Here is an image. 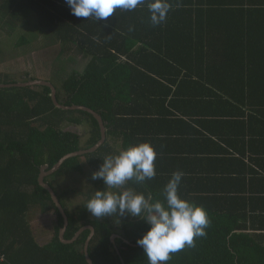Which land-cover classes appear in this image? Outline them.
<instances>
[{"label":"trees","instance_id":"16d2710c","mask_svg":"<svg viewBox=\"0 0 264 264\" xmlns=\"http://www.w3.org/2000/svg\"><path fill=\"white\" fill-rule=\"evenodd\" d=\"M169 2L166 21L152 26L146 7L116 9L96 21L73 15L65 0H0V20L11 30L26 29L15 48L31 49L43 36L87 60L83 73L60 86L47 83L59 104L88 107L106 126L98 149L65 159L45 177L50 185V176H82L91 186L87 193L75 187L61 195L50 186L68 218L64 239L92 226L93 264H148L136 243L148 224L127 214L91 218L85 204L105 189L90 174L106 155L149 142L157 153L155 177L126 187L163 199L171 174L182 171L180 197L203 207L210 219L206 235L171 254L167 264H264V0ZM37 89H0V260L88 264L91 231L72 244L60 241L63 218L39 177L42 167L50 171L64 155L94 146L100 124L88 112L56 108L52 91ZM73 124L88 126L85 142L64 128ZM65 195L85 202L72 211ZM31 212L56 217L48 244L36 241ZM117 225L122 233L112 243Z\"/></svg>","mask_w":264,"mask_h":264},{"label":"clouds","instance_id":"9594fccd","mask_svg":"<svg viewBox=\"0 0 264 264\" xmlns=\"http://www.w3.org/2000/svg\"><path fill=\"white\" fill-rule=\"evenodd\" d=\"M65 3L76 17H92L96 21L112 16L116 9L133 11L146 7L152 26L163 24L172 8L169 0H65ZM156 157L149 142L106 155L91 179L102 180L105 189L119 191L96 190L85 208L96 218L127 214L143 220L149 228L137 239V245L143 249L148 264H167L171 254L194 247L195 239L206 235L210 219L203 207L180 197L182 171L171 174L163 188V199L146 198L126 187L129 181L139 184L154 178Z\"/></svg>","mask_w":264,"mask_h":264},{"label":"rangeland","instance_id":"374dc122","mask_svg":"<svg viewBox=\"0 0 264 264\" xmlns=\"http://www.w3.org/2000/svg\"><path fill=\"white\" fill-rule=\"evenodd\" d=\"M29 24V23H28ZM27 24V25H28ZM25 25V26H27ZM9 29L6 21L0 20V30ZM15 31L16 37L14 39H8L10 35H7L0 40V50L2 48L3 52L0 53V69H6L4 72V77H8L9 80L15 81H26L27 78L33 76L41 82H50L55 84L54 86H60V82L65 80L66 77L71 76L72 73H83L87 60L83 57L77 56L72 53L64 51L60 44L53 42L52 40H44L45 37L40 38L39 43L31 47L15 48L14 45L16 40L21 34H25L26 29L19 26ZM7 34H10L9 32ZM45 36V35H44ZM49 37V36H48ZM11 46V49L8 47ZM19 52V54H17ZM6 71H8L6 73ZM28 71L30 73H28ZM49 80V81H48ZM31 83V82H30ZM29 84V83H28ZM39 91V89H35ZM67 130L75 131L80 134L82 141H86L89 138V128L87 125H64ZM85 159H83L82 165L87 168ZM91 170V168H89ZM88 170L86 169V172ZM89 175L90 173L87 172ZM91 176V174H90ZM52 180L50 176V186L54 191L61 195L64 190L71 191V188H78L84 193H87L91 186L88 184L87 179L84 177L71 178L68 176L57 175ZM73 197V196H72ZM69 195L61 198L65 201V205L72 202L71 210H75L80 204H83L85 199L81 196L73 198ZM71 198V202L67 203V199ZM70 201V200H69ZM91 218H94L90 214ZM133 218V216H131ZM28 221L33 229V234L39 245L43 246L48 244L54 235V227L56 222V217L53 214L41 215L36 212H31L28 215ZM121 230H119V225L116 226L115 234L121 236Z\"/></svg>","mask_w":264,"mask_h":264},{"label":"water","instance_id":"95a60500","mask_svg":"<svg viewBox=\"0 0 264 264\" xmlns=\"http://www.w3.org/2000/svg\"><path fill=\"white\" fill-rule=\"evenodd\" d=\"M31 87H47V88H49L52 91V95H51L52 102H53V104H54V106L56 108L62 109V110H82V111H85V112H88V113L94 115L99 121L102 137L94 146H92L90 148H86V149H81V150H78V151H75V152H71V153H68V154L64 155L62 158L59 159V161L57 163H55L54 167L50 171H48V169H49L48 166L42 167L41 168V174H40V177H39L40 185L42 187H44L46 190L49 191V194L51 196V199H52L54 205L56 206V208L58 209L59 213L61 214V216L63 218V227L59 230V239H60V241L62 243H64V244H72L73 242H76L85 231L90 230L91 234H90V236L87 239L86 244H85V257H86V261H87L88 264H93V262L91 261L90 256H89V247H90V243H91V241H92V239H93V237L95 235L94 227H92V226L82 227L77 232L75 237L71 238L70 240H65L64 239V234H65V231H66L67 226H68V218H67V215H66L64 209L62 208L60 202L58 201L57 196L55 195V193L51 189L50 185L45 182V177H47L48 175L56 172L59 169L61 163L65 159H67L69 157H72V156L83 155L85 153L92 152V151H95L96 149H98L104 143V141L106 139V126H105L104 120H103L102 116H100L98 113H96L95 111H93L92 109H90L88 107L77 106V105L63 106V105L59 104L57 99H56L55 88L53 87L52 84L47 83V82L34 81V82L29 83V84H23V85L0 86V89L31 88ZM117 237L118 236L115 235V234L112 235L111 238H110L111 242L114 243V240Z\"/></svg>","mask_w":264,"mask_h":264},{"label":"crops","instance_id":"0c3cea01","mask_svg":"<svg viewBox=\"0 0 264 264\" xmlns=\"http://www.w3.org/2000/svg\"><path fill=\"white\" fill-rule=\"evenodd\" d=\"M15 31H18V30H11V29H1L0 30V40L3 38V35H4V38L7 36V35H10L9 36V38L8 39H14L15 37H16V35L15 36H13L14 34H15ZM10 33V34H7V33ZM2 49H4V48H2ZM0 50V52L2 53L3 52V50ZM8 49H11V47L9 46L8 47ZM19 49V48H18ZM17 54H19V52L17 53ZM5 70L6 69H0V79H3V81H5V82H14V84H12V83H8V84H6V85H4L3 83L0 85V86H15V85H23V84H28V83H30V82H34V81H37L38 79H36V77L35 76H33V74H32V77L30 78H27V80L26 81H15V80H9V78L8 77H4V72H5ZM8 71H6V73H7ZM28 73H30L29 71H28ZM31 88H34V89H36L37 87H31ZM12 89H24V88H11V90ZM10 90V89H9ZM233 120H234V118H233ZM230 121H229V119H228V121H227V119L226 120H223V119H219V121H218V123H222V125L223 124H225V125H229L228 123H229ZM220 131V129L219 128H217V130H216V132H219ZM234 139V138H233ZM234 150H235V147H234ZM4 247H5V245H4ZM1 262H0V264H6V263H8L7 261H6V259H4V257H1V260H0Z\"/></svg>","mask_w":264,"mask_h":264}]
</instances>
